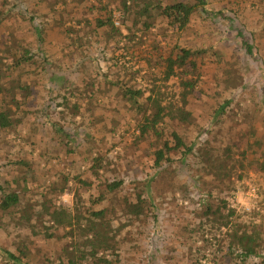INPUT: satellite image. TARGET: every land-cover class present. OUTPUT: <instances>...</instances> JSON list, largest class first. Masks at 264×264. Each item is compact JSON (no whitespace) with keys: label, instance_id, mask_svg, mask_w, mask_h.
Listing matches in <instances>:
<instances>
[{"label":"rangeland","instance_id":"1","mask_svg":"<svg viewBox=\"0 0 264 264\" xmlns=\"http://www.w3.org/2000/svg\"><path fill=\"white\" fill-rule=\"evenodd\" d=\"M107 1L0 0V72L6 75L1 81L6 87L14 79L30 86L26 114L9 102L21 122L0 129V184L16 192L25 184L22 204L33 202V211L52 199L67 211H75L77 202L81 211L114 207L121 214L123 197L142 191L147 216L132 220L108 211L112 229H120L117 254L108 258L116 256L118 264H237L224 238L238 222L256 227L262 237L259 254L246 264H264V0H204L208 12L222 11L232 21L208 16L198 3L183 29L155 8L147 13L149 26L134 31L127 28L130 19L121 24V0H114L113 22L122 33L117 37L93 29L103 14L99 3ZM176 1L196 2L161 0L160 5ZM239 30L251 53L241 45ZM176 44L207 51L196 59L200 74L186 63L163 79L164 59L177 53ZM20 45L30 58L13 70L7 61L11 53L23 55ZM188 79L196 83L185 106L190 121L166 117L158 134L137 138L150 113L151 90L159 91L164 105H180ZM127 88L143 91L138 102L147 114L123 98ZM26 94L10 92L18 101ZM3 98L0 93V108ZM74 102L78 108L71 111ZM172 131L195 143V153L185 168L176 161L156 168L153 151L171 139ZM95 157L99 168L93 167ZM220 162L217 178L211 164L217 168ZM119 179V191L91 203L104 184ZM61 186L64 191L56 190ZM222 199L235 213L227 226L216 229L205 205H222ZM12 213L15 217L0 212V247L13 249L23 241L26 264H54L63 246L72 251L81 242L77 232L65 238L62 227L50 229L54 237L45 238L37 222L34 235L31 226L16 223L19 212ZM0 264H12L1 251Z\"/></svg>","mask_w":264,"mask_h":264},{"label":"trees","instance_id":"2","mask_svg":"<svg viewBox=\"0 0 264 264\" xmlns=\"http://www.w3.org/2000/svg\"><path fill=\"white\" fill-rule=\"evenodd\" d=\"M113 1L114 0H109L105 5L99 3L98 9L103 10V14L96 17L93 29L97 30L98 28H102V32L106 36L112 35L117 37L121 36L122 33L120 32L119 26H115L113 22ZM120 2L122 8L121 10L123 12L120 16V20L122 22L121 24L130 19L131 25H127V28L128 30L133 31L134 29L138 30L142 27H144L142 28L144 30L149 26V21L146 18L147 13L152 12L155 8H161L163 14L169 18V22L177 25L179 29H183L189 23L190 18L198 8V3L203 5L201 10L203 9L208 16L221 15L229 22L232 21V19L225 15L222 11L208 12L206 8H204V0H196V2L192 4L183 1H176L172 4L165 5L164 7L160 5L161 0H121ZM238 35L241 39V45L245 47L248 53H251L252 45L248 43L247 38L241 30L238 31ZM134 36L135 34L132 33L131 37ZM23 46L24 45L19 46V48H22L23 51V55L20 57L11 53L10 60L7 61L9 68L16 70L20 67L22 62L27 61L30 58L29 49L23 48ZM175 48L178 50L177 53L164 59L165 68L163 79L167 80L175 75L176 69L184 67L186 63L189 64L192 70H194L197 74H200L198 72V67L196 66V59L199 56H205L204 54L207 51L204 49L183 48L178 44L175 45ZM4 76L6 75L0 72V93L4 94V103L0 108V129L5 130L16 127L22 120V117L14 115L9 102L13 103L16 111H21L22 114L27 113V111L23 110V106H25L27 100L29 99L28 92L30 91V86L21 83L19 84L18 80L14 79L13 83L6 87V85L1 81ZM90 83V85H92L94 82L91 81ZM195 85L196 83L192 79H188L183 83L184 91L181 94L180 105L173 104L172 102L168 105H164L161 97L159 96V91L154 94L151 90V97H147L148 106L146 107L147 110H150V113L145 122L139 126V134L137 138H143L150 132L158 134V125L162 123L166 117H173L179 122H189L191 113L185 108V106L187 104V98L189 94L192 93ZM16 89L23 90L24 94H28L23 95L20 101H18L15 99V96H10V92ZM92 94L93 92L90 93V95ZM142 95L143 91L140 89L132 90L127 88L123 91V98L130 102L131 106L136 107L138 111H144V114H147L143 108L144 104L138 102V99ZM7 97L10 98V100H7ZM67 100H69L68 97L64 98L65 103ZM225 104H228V101ZM224 106L225 105L220 106L221 111ZM74 108H78V104L76 102L72 103V106L70 107L71 111H73ZM195 148V143H186L178 132L172 131L171 139L165 140L160 147L153 151L154 166L159 168L162 167L163 163L171 164L173 161H176L180 164L181 168H185V160L189 155H193L195 153ZM198 151L203 152V149L198 148ZM207 154L210 155L208 152ZM176 156L178 160L174 159ZM99 159L100 157L94 158L95 163L93 167L99 168L102 165ZM221 167L222 162H220L217 166L218 169L216 168V165L211 164V171H213V174L217 178L220 177L219 169H221ZM122 185L123 181L120 179L104 184V189L102 191H98V193L90 199L91 203L93 205L102 203L107 198V194L119 191ZM18 188L20 189L19 192L8 191L6 184H0V212L4 216L15 217L12 212L17 210L19 212V216L16 223L19 225L26 223L28 226H31V231L34 235L39 234V231L35 229L37 222V224H43L45 228V238L54 237L53 233L50 232V229L62 227L64 230L63 236L65 238L69 236L70 238L74 237L73 232H77V237L81 240V242L76 243L72 251L63 246L54 264H118L120 261L116 256L108 258L110 254H117L116 251L119 249V244L116 241V235L120 230L119 228L112 229L110 218L119 215H128V218L131 216L130 219L133 220L140 218V216L148 215L142 191H135L132 199H129V197H123L125 201L123 206H121V214L117 213L114 207H102L98 210L87 209L84 210L87 211L85 214L84 211L79 209L77 202L75 203V211H67L62 207L56 206L52 199L42 202L40 211H33V202H30L27 199L26 202L22 204V201H25L22 194L24 193V190H26L24 189L26 188V185L24 184L22 187L18 186ZM64 188V186H61L56 190L62 192L64 191ZM116 201L118 203L117 197ZM221 202L222 205H216L215 207L213 205H205V216L210 220V222L216 221V223L212 224L213 227L216 226V229H221L224 225L227 226L228 223L231 222V217H233L235 213L234 209L227 207L224 199H222ZM224 208H227L226 213L223 211ZM108 211H111L112 217L110 218L107 217ZM46 223L49 225H45ZM0 225L2 224L0 223ZM66 229H68V231L65 232ZM224 241H226L227 254L234 256L237 264H246V261L250 257H256L259 254L258 250L262 242V237L256 227L249 228L238 222L233 223V227L226 234ZM13 244V249L0 247L3 259H5L6 263L26 264L24 261L27 250V247L24 245L25 243L20 241ZM81 246L88 247L89 249H83Z\"/></svg>","mask_w":264,"mask_h":264}]
</instances>
